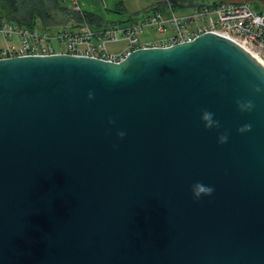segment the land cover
<instances>
[{"label":"water","instance_id":"obj_1","mask_svg":"<svg viewBox=\"0 0 264 264\" xmlns=\"http://www.w3.org/2000/svg\"><path fill=\"white\" fill-rule=\"evenodd\" d=\"M0 264H264L263 63L214 31L1 58Z\"/></svg>","mask_w":264,"mask_h":264},{"label":"built area","instance_id":"obj_2","mask_svg":"<svg viewBox=\"0 0 264 264\" xmlns=\"http://www.w3.org/2000/svg\"><path fill=\"white\" fill-rule=\"evenodd\" d=\"M71 8L82 13L78 0H72ZM146 31L160 32L163 36L154 39L145 35ZM213 31L244 46L264 65V11H257L247 1L200 5L184 14L176 13L175 8L167 3L166 10L157 9L140 21L126 20L101 28L86 21L75 28L62 26L54 30L1 21L0 59L66 53L118 62L134 49L167 47ZM118 41L125 43V49L111 53L106 44Z\"/></svg>","mask_w":264,"mask_h":264},{"label":"trees","instance_id":"obj_3","mask_svg":"<svg viewBox=\"0 0 264 264\" xmlns=\"http://www.w3.org/2000/svg\"><path fill=\"white\" fill-rule=\"evenodd\" d=\"M197 0H162L158 1L152 8L153 10H166L167 3L180 12L185 8L193 9L200 5H207ZM203 1V0H202ZM205 2L207 0H204ZM230 1L240 3L244 0H212L209 5H218ZM72 0H0V22L10 20L26 27L41 29H51L65 26L75 28L77 25L83 24L85 21L93 27H103L104 21L91 12L73 11L71 8ZM128 21H134L129 18ZM135 22V21H134Z\"/></svg>","mask_w":264,"mask_h":264},{"label":"clouds","instance_id":"obj_4","mask_svg":"<svg viewBox=\"0 0 264 264\" xmlns=\"http://www.w3.org/2000/svg\"><path fill=\"white\" fill-rule=\"evenodd\" d=\"M255 91L257 93H260L262 89L256 88ZM88 99L91 100L93 99V94L90 92L88 94ZM236 106L238 111L241 113L244 112H251L254 108V104L251 101H241L237 100L236 101ZM201 122L203 123L204 127L206 130H212V129H219L220 128V121L214 118V113L210 111H203L201 113ZM109 123H114V121L110 120ZM252 130V125L250 123H246L239 127L237 129V132L241 135L246 134L248 132H251ZM126 135L125 132L121 131L118 133L119 138L123 139L124 136ZM228 142V134L223 133L219 135L218 137V143L223 145ZM215 189L210 186L206 185L203 182H196L192 185L191 187V192H192V197L194 201H199L201 197H207V196H212L214 193Z\"/></svg>","mask_w":264,"mask_h":264},{"label":"crops","instance_id":"obj_5","mask_svg":"<svg viewBox=\"0 0 264 264\" xmlns=\"http://www.w3.org/2000/svg\"><path fill=\"white\" fill-rule=\"evenodd\" d=\"M124 1L125 0H78V4L81 7L82 11H85L88 13L91 12L92 14L99 16L101 18V20L104 21V24L106 26H108V25L117 24L119 22L120 23L124 22V20L118 19L119 16L124 14V11H125V6H123ZM113 2H115L114 3L115 9L110 8V5ZM200 2L206 3V4L208 3V2H205L204 0L203 1L201 0ZM208 4H210V3H208ZM155 5H156V3L152 6H150L149 8H145L143 12L142 11L137 12V14H140V17L137 19H134V21L135 22L140 21L144 18V16H146V15L149 16L151 13H154L156 10L152 11V8ZM100 7H103L104 10L101 11ZM191 10L192 9L185 8V10L180 11V12L176 11V13L184 14L185 12H187V11L189 12ZM257 11H264V9H261V10L257 9ZM130 18L133 19V17H131V16H130ZM119 51H121V50H119Z\"/></svg>","mask_w":264,"mask_h":264},{"label":"rangeland","instance_id":"obj_6","mask_svg":"<svg viewBox=\"0 0 264 264\" xmlns=\"http://www.w3.org/2000/svg\"><path fill=\"white\" fill-rule=\"evenodd\" d=\"M157 1L159 0H125L123 6H125V11L124 14H122L121 16H119L118 19L120 20H128L131 17H133V19H137L140 17V14H137V12L139 11H144L145 8H149L150 6L154 5L155 3H157ZM161 1V0H160ZM199 0H197L196 2H198ZM247 2H251L253 7L257 8V9H264V0H244ZM206 2L208 3H212V0H207ZM113 2L110 5V8H114ZM100 10L103 11V7H100ZM145 35L148 36H152L154 39L160 37L162 35V33L160 32H152V31H146ZM144 35V36H145ZM143 36V38H144ZM163 36V35H162ZM106 48L111 52V53H116L119 50H123L125 49V43L124 42H120L118 41L117 43H112V44H106Z\"/></svg>","mask_w":264,"mask_h":264}]
</instances>
